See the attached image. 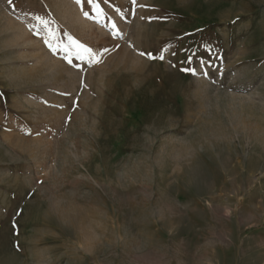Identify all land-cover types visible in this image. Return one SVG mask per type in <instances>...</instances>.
<instances>
[{
  "label": "rangeland",
  "instance_id": "374dc122",
  "mask_svg": "<svg viewBox=\"0 0 264 264\" xmlns=\"http://www.w3.org/2000/svg\"><path fill=\"white\" fill-rule=\"evenodd\" d=\"M0 264H264V0H0Z\"/></svg>",
  "mask_w": 264,
  "mask_h": 264
},
{
  "label": "snow or ice",
  "instance_id": "6c2138e0",
  "mask_svg": "<svg viewBox=\"0 0 264 264\" xmlns=\"http://www.w3.org/2000/svg\"><path fill=\"white\" fill-rule=\"evenodd\" d=\"M77 2L79 3V0H77ZM85 15L87 16L88 13H85ZM36 20L39 21L40 25H42L45 29L48 28V24L49 22L41 17H35ZM67 40H68V43L73 45L77 50L78 52L79 51H83L85 53H87L91 58H92V62L93 63H98L99 62V59H98V56L97 55H94L92 50L90 48H87L86 46L84 45H81L79 44L73 37L71 36H67ZM45 44L46 46H48L51 50L55 51V46L50 42V39L49 40H45ZM66 51V49H65ZM78 54V53H77ZM141 55H144V53H141ZM80 59H84V56H79ZM149 58H152L151 55L149 54ZM160 59H163V54H161V56L159 57ZM65 59L67 60V62L69 64L72 63L71 59H68L67 56H65Z\"/></svg>",
  "mask_w": 264,
  "mask_h": 264
}]
</instances>
